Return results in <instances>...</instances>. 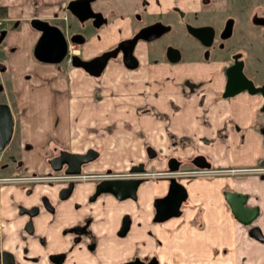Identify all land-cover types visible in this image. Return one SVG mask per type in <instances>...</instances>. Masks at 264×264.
Listing matches in <instances>:
<instances>
[{
	"label": "crops",
	"instance_id": "0c3cea01",
	"mask_svg": "<svg viewBox=\"0 0 264 264\" xmlns=\"http://www.w3.org/2000/svg\"><path fill=\"white\" fill-rule=\"evenodd\" d=\"M70 1L0 0V18L4 29L9 31L0 43V65L5 66V71L10 65L13 67L12 74L10 71L4 74L0 68V86L4 90L11 80L17 82L14 61L21 62L23 67L28 56L34 58L32 51L41 32L31 27V20L41 18L63 30L64 19L74 15L66 9ZM217 70L215 76L206 72V77H216L210 83L202 80L203 73L189 76L188 69L183 67L169 69L164 74L145 67L127 69L126 76L131 82L126 84L119 83V74L109 85L104 83L99 87L92 80V86L100 89V94H110L101 100L90 94L89 76L86 78L81 72H76V77L86 90L83 96L61 100L54 72L49 71L45 72L48 78L36 75L35 89L39 93L33 100L8 102L0 92V101L7 102L13 110V137L18 132L22 141L31 140L37 148L29 153L44 158L37 164L29 163L26 158L22 162L24 169H43L54 149L77 151L90 147L99 153V159L92 162L99 169L109 165L124 170L132 162L143 160L152 170H163L169 156L190 162L198 153L212 162L214 170L264 165V97L259 91L250 93L248 89L224 96L226 73L221 67ZM256 76L255 80H261L264 74ZM190 78L195 86L186 84ZM14 89L23 92L18 85ZM12 140L7 150L0 153L4 158L0 164L6 163V152L12 155L17 148L10 144ZM146 145L157 151L151 162L146 159ZM5 169L0 168L1 175ZM180 181L189 192L181 215L157 223L153 199L166 191L168 182L147 180L138 188L137 199L128 202L134 222L132 234L120 241L121 259L152 254L160 256L159 264H164V260L166 264H264V173L222 171L214 175L184 176ZM27 187L21 183L0 186V248L11 249L23 264H51L47 253L56 251L53 242L68 238L62 229L73 222L66 209L70 202H62L59 212L45 216L52 228L37 227L33 233H27L23 229L26 215L17 214L14 224L11 218L19 204L28 205ZM34 189L37 196L46 193L55 198L44 183ZM227 190L246 193L247 204L259 211L253 222L243 224L231 212L223 195ZM112 198L111 194L100 198V207ZM84 215L85 212H80L78 221ZM105 215L106 211L100 214L106 219ZM35 221L38 225L39 221ZM24 247L29 249L26 253L29 258L24 257Z\"/></svg>",
	"mask_w": 264,
	"mask_h": 264
},
{
	"label": "flooded vegetation",
	"instance_id": "af4514ba",
	"mask_svg": "<svg viewBox=\"0 0 264 264\" xmlns=\"http://www.w3.org/2000/svg\"><path fill=\"white\" fill-rule=\"evenodd\" d=\"M99 1L100 0H95L91 2L92 11L94 13H97V12L102 13V18L106 19V21L102 22L100 26H98V28L102 27L103 25H106L109 20L108 14L114 12V9L110 8L112 6L111 4H110V7L102 5V4H101L102 6L99 7L98 5ZM131 2H132L131 7H133V10H132L133 12H132V19L130 20V23L132 24L133 27H132V32H130L127 36H125L124 39L134 40L135 38L138 37L136 44H134L133 49H134V56L137 62H139V66L141 64V58L143 57L142 52L143 51L144 53L149 52L150 51L149 45L153 43L155 40L157 41L160 40L162 36H164L163 34L172 30V28L175 25H178L181 23L182 29H184L186 34L187 35L189 34L195 39V43L197 44V47H199V50L202 47L210 49L211 47H213L212 45L214 44V42L216 43L218 39H220L221 41H224L226 39L231 38L232 36H234V29L237 26L236 20H233V18L230 16L226 17L221 28L215 27L214 23L207 24V22H202L198 25L191 24V23H187V25H185L184 17L187 14V12H189V10L192 8H190L188 4L185 5L184 0H158L157 4L155 2L152 3L150 0H131ZM203 7L207 8L204 5H200L199 13L203 11ZM247 7L248 9H250L249 6ZM67 8H68V4H67ZM102 18L100 17V19ZM252 19H253V22L256 25H258V29L260 30V32L261 30L264 31V25L261 23H258V21L264 20V17L254 16L252 17ZM95 20L96 19L90 18L88 20H85L84 22H80V21L79 22L82 24H84L85 22H89L90 26H92L95 29H98L95 27L96 26ZM169 20H172V21L170 22ZM3 23H4L3 19L0 18V40H4V36H5V31H3L4 29ZM154 25H156L159 29H162L163 27L167 26L168 29L163 31L159 35V37H155L154 39H151L150 41L144 39L143 37L137 36L139 31H141L142 29H145V28H148L149 26H154ZM204 26L211 28V33L213 34L212 42L209 46L204 45L201 39L195 37V35L191 34V32L189 31L191 27L199 29L200 27H204ZM241 32L244 35V39L241 41L242 48L238 49L239 51L233 50V52L230 53L229 56L232 59V62L230 63V65L232 64L240 65L242 70L247 74L248 79H250L256 85H263L264 77L261 80L260 79L255 80V77H257L256 74H260L259 70L264 72V61L259 64H255L256 70H258V72L255 75L253 73L252 77L248 73V70H246V67L248 68L249 65L252 63L250 59L251 57H253L252 54L257 55L259 54V52L262 53L263 50H259V48L256 45H254V47H251L250 45H248L247 40H249L248 39L249 33L247 32V30L243 28H241ZM77 33L79 34V32ZM74 34L75 33H73V35H71L69 38L66 37V39H68L69 47L71 44L70 42H72L71 38L74 36ZM79 35L82 36L81 34ZM124 39H122L119 43H116L104 49L101 53H99V55L105 51L106 52L112 51V49H114L117 45H120V43L123 42ZM202 39H205L204 35H202ZM258 39L261 40L260 35L258 36ZM257 40L256 42H258ZM85 42L86 41H84V43ZM72 43L77 44V42H72ZM84 43L82 44L79 43V44L83 45ZM69 47L67 48V54L70 53L68 52ZM161 48L163 49V50L161 49L163 52V56L161 57L162 59H167L168 52L172 49H175V50L177 49L180 52L181 55L179 59H181L182 58L181 56L184 55L183 50L178 47L161 46ZM74 55H79V54L74 53ZM74 55H72L71 59L69 60V64L71 66H72V60H73ZM120 56L122 59L123 58L122 51L118 52L117 55L112 58H117ZM90 58H95V57L91 56L89 58H86L85 61H87ZM112 58L109 59L108 62L112 60ZM202 58H204V52L203 54H201V56L199 55V59H202ZM67 59H68V55L65 56V58L62 61H66ZM108 65L109 63L106 65L105 68H107ZM255 67L252 66V68H255ZM78 68H81V67H78ZM138 68L132 69V70H137ZM81 70L83 69L81 68ZM208 70L205 69V71H208ZM83 71L86 72L85 70ZM195 71L201 72L200 70H196V69ZM207 73L204 72L202 74L201 76L202 80H206V82L209 81L210 83L212 81L214 82V79L216 77L215 78H213V76L212 77L210 76V78L206 77L209 74ZM225 76H226V79L224 81V84H225L224 91H226V88H227L226 87L227 85L226 80L228 79L227 71H226ZM186 82L188 86L190 85L195 86L196 84V83H193V81L191 80L190 81L187 80ZM200 83H203V82H200ZM224 91H223V95L226 97H229L230 95L229 96L225 95ZM14 124H15V118H14ZM13 136H14V131H13ZM8 145L3 150H1L0 153L2 151H6L7 150L6 148L8 147ZM146 147H152V146L146 145ZM146 147H145V151H146ZM146 152L148 155V151ZM6 153L7 155H4V157L7 158L8 161L5 160L6 163L0 164V168L1 167L6 168L5 171L2 173V175L0 174V186L5 183H8V184L21 183L23 185L28 186L26 188L25 194L27 196L26 200L27 202L29 201V203L27 206L19 204L16 207L17 209L15 213L12 212L13 214H11V218H12L13 224L16 222V217L18 214L21 216L23 215L27 216V219L24 222V226H23L24 231H26L27 233H33L37 229V227L39 228L50 227L48 222L45 219V216L47 214H54V212L55 213L59 212L61 207L63 208L62 202H67V201L70 202L68 203L67 205L68 208L66 209H67V212L70 214V216H72L71 218H73L72 219L73 222L68 224V226L65 227L64 229H62V232L66 234L68 238L67 239L61 238L59 239V241L53 242L54 243L53 245L55 246V248L57 247L56 251L47 253V258H49V261L51 264H137L136 261L138 259L139 261H142L144 264H147L148 262L153 263V258H156L155 261L157 262V264H159L160 256L152 255V254H147L143 258L139 257L138 255V256H133V258H130L128 260L121 259L120 248H121L122 243L120 241L121 239H124V237L126 238L128 235L132 234V230H133L132 226L134 222V216L128 211L130 207V204L128 202H130L131 200L137 199V197L139 196L138 188L147 180L162 179L168 182L165 188L166 191L161 195H156V197H159V196L163 197L169 191L168 189L169 182H170L169 175H171L172 173H174L176 177H180L177 175H183V176L189 177V176H194V175L206 176L210 174H213V175L216 174L215 172L212 171L214 170L212 169L213 168L212 162H211L210 167L201 168L198 165H196L194 162L190 161L192 163V167L187 168L186 166H184L182 159H177L178 162L180 163L179 169L176 171L174 170L170 171L168 170L169 169L168 160H169V157L171 156L167 157L166 168H164L163 170L161 169L152 170L151 167H149L148 164L143 160L136 162V163L132 162L131 164H129V167L124 170L122 168H119V167L114 168L109 165H107L104 168L99 169L95 165L92 164V162L99 159V153L93 147L86 148L85 150H77V151H72L69 148L54 149L51 154L52 156L48 159V161H46L47 163L46 166L44 165L43 169H40V170L33 169V168L24 169L25 167L22 164L14 163L15 159H17L16 154L14 155L12 154V156H10L8 152ZM78 153L81 155L74 156V154H78ZM199 155H203V154H199ZM205 158L207 159V161H209L207 157ZM2 159L4 160L3 157H0V161ZM148 159H150L149 155H148ZM8 162H10L11 165H9ZM133 166L137 168L143 166V169L142 171L132 170ZM232 168H234L232 171L227 169L225 172L227 173L237 172V173H243V174H245V172L251 173V174L264 173L263 164H259L256 167H244L245 169L238 168V167H232ZM241 169H244V170H241ZM200 170H203L204 172L202 171L201 173L199 172ZM222 171H219V172H222ZM122 178L123 179H130V178L142 179V182L138 184V186L135 189L136 195L134 197L130 196L126 198L124 197L121 198L117 196L116 194H114L109 189L102 191V192L97 191L100 186H104L107 184L115 185L116 180L122 179ZM178 180L180 181V179ZM40 183H44L47 185L48 191L51 190L52 196L53 197L55 196L54 200L52 197H50L46 193H42L40 196H37L36 194H34V190H35L34 187H36ZM233 191L238 192L239 194H243L245 198L247 197L246 193L239 192L236 190H233ZM233 191L227 190L225 191V193L233 192ZM106 194H111V196L113 197L112 198L113 200L112 201L110 199L105 200L104 204H107V205L100 207L101 204H99V200L103 196L105 197ZM188 195H189V192H188ZM188 195L186 199L188 198ZM156 197L153 199L154 207H155L154 200L156 199ZM224 198H225V195H224ZM185 200L182 203V206L186 202ZM246 204H247V198H246ZM105 208L107 210H105ZM122 208L126 210H122ZM155 209H154V214H155ZM103 211H106V215H105L106 219L100 216V214H102ZM257 211H258V208H257ZM80 212L82 213L85 212V215L82 216L83 218L82 221H78ZM258 214H259V211L257 213V216ZM254 219L251 220L250 222H253ZM35 220L39 221L38 225ZM154 220H155V215H154ZM161 221L163 220H157V221L155 220L156 223L161 222ZM50 228H52V226ZM5 250L11 251V249L9 248H5V247L0 248V252L5 251ZM24 250H25L24 257L29 258V256L26 255L29 249L27 247H24ZM11 253L13 254L14 259L17 262V264H23V262L20 259L16 258L13 251H11Z\"/></svg>",
	"mask_w": 264,
	"mask_h": 264
},
{
	"label": "rangeland",
	"instance_id": "374dc122",
	"mask_svg": "<svg viewBox=\"0 0 264 264\" xmlns=\"http://www.w3.org/2000/svg\"><path fill=\"white\" fill-rule=\"evenodd\" d=\"M150 1L157 4L158 0ZM184 3L185 5L188 4L189 7L192 8L184 17L185 25H187V23L198 25L202 22H207V24L214 23L215 27L221 28L226 17L230 16L237 22V26L234 29V36L224 41L218 39V41H216V43L214 42V44L212 45L213 47H211L210 49L202 47L199 50V47H197V44L195 43V39L189 34H186L184 29H182V25L180 23L178 25H175L172 30L163 34L164 36H162L160 40H155L153 43H151L149 45V52L144 53V51H141L143 57L141 58V64L138 67H145L149 71L152 70L157 74H164L167 73L169 69L171 70L176 69L177 67H183V69H188L189 74L187 75L189 76L191 74L200 73L194 71V69L200 70L201 74L211 71L208 73H214L215 76L217 74L218 67L223 68V70L225 71L228 65H230V63L232 62V59L229 56L230 53L233 52V50L239 51L238 49L242 48L241 41L244 39V35L241 32V28H243L249 33V40H247L248 45H250L251 47H254V45H256L259 50H263L262 53L259 52V54L257 55L252 54L253 57L250 58L252 63L248 68L246 67V70H248V73L251 77L253 76V73L255 75L258 72V70H256L255 64H259L264 61V31L261 30L260 32V30L258 29V25L253 22L252 17H264V0H184ZM101 4L108 7H110L111 4L112 6L110 8L114 9V12L108 14V23L98 29L90 26L89 22H85L84 24L80 23L75 15L70 16L68 20L66 18L64 19L63 22L65 23V30L63 29V31L65 32V36L69 38L71 35H73V33L76 34L77 32H79V34H81L86 41L83 45L70 42L71 44L68 51L71 53V55H74V53L79 54L83 60L91 56L96 57L104 49L116 43H119L122 39H124L125 36L132 32L133 26L130 23V20L132 19L133 7H131V0H100L98 2L99 7L102 6ZM200 5H204L207 8L203 7V11L199 13ZM247 6H249L250 9H248ZM169 21L171 22L172 20ZM3 31H5V38L6 36H8L9 31L8 29H3ZM259 35L261 40L258 39ZM256 40L258 42H256ZM2 41L3 40H0V43ZM161 46H172L182 49L184 55L181 56V59H179V63L174 65L167 61V59H162L161 57L163 56V49L161 48ZM15 47L16 46H12V49H14ZM17 48L18 47H16V49ZM203 52L204 58L199 59V55L201 56ZM35 60L36 58L34 59L32 58V56H28L23 67L22 65L20 66L21 62L18 63V61H14V69L18 75H15L17 82L11 80L10 86H8V88L5 90L2 86H0V92L4 94L5 101L11 102L12 100L16 99L27 101L28 99L33 100L34 98H36L39 92L36 91L38 90V88L35 89L37 85V82H35V77L37 74H41L39 75L41 78H48L49 75L47 73L49 71L54 72L53 75H55V79L57 80V85L59 87V89L57 88L56 90L61 93V100H75L78 98L80 99L83 96V93H85L86 90H83L81 86L82 81L80 79H77L78 77H76V72L77 74L81 72L84 76H86V78L89 76L88 78L90 80L88 83V88L89 90H91L90 94H92L93 96L95 94L94 99L96 100L107 98L110 94H100V91H98L100 89L97 88L96 90L92 86V80H94V84H97V86L100 87L104 83H106L107 85L113 83V80L116 79L118 77L117 75L119 74L121 76L119 81L120 84L131 82L128 76H126L127 69L131 68H127L122 63L121 56L112 58V60L108 62V67L105 68V70H103L98 76H93L88 72H84L83 70H81V68L73 65L71 66L68 60L62 61L61 64L58 65H43L41 62H36ZM146 60L149 61L150 66H148L149 64H146ZM143 61L145 62V64L143 63ZM167 62H169V64H167ZM252 66H254L255 68H252ZM3 67L4 70L2 71H4V74L8 71H10V74H12L11 70L13 67H11V65L9 66L7 71H5V66ZM205 69L209 70L205 71ZM140 72H143V70H140ZM259 73L260 75L264 74V72H262L261 70H259ZM70 74H72V77L70 76ZM25 79L30 80L27 81ZM190 80L191 78L189 79V81ZM1 83L2 80H0V85ZM13 83L14 85L16 84V86L18 85V88H22L23 92L18 93L17 91H15L14 87L16 86H13ZM193 83L195 82L193 81ZM65 88L67 92L64 90ZM47 89L48 88H46V90ZM53 89H55V87ZM98 95L100 96L96 97ZM126 126L128 127V125ZM21 139L22 138L19 136L18 132H16L15 137H13V140L10 143L12 147H17L13 153V155L16 154L17 156V159H15L14 163L22 164V162H24L23 160L27 158V160L30 161L29 163L33 162L34 164H37L39 163V161H42L44 159L43 157H40L35 153L33 155L32 151L31 153H29L31 149L33 150L34 148H37V146H35V143H32V141L29 139H26L24 141H22ZM64 143L66 142H62V144ZM52 144L56 145L55 142H52ZM56 147L60 148L58 144L56 145ZM20 154H22L21 157H19ZM9 155L12 156L11 154ZM147 158L148 155L146 156V159ZM150 159L155 160V157ZM150 159H147V161L151 162L152 160L150 161ZM182 161L184 163V166H186L187 168L192 167L191 162H186V160L183 159ZM9 165L11 164L9 163ZM177 176H180L177 177V179H181L182 177H184L183 175ZM164 264H166L165 260Z\"/></svg>",
	"mask_w": 264,
	"mask_h": 264
},
{
	"label": "water",
	"instance_id": "95a60500",
	"mask_svg": "<svg viewBox=\"0 0 264 264\" xmlns=\"http://www.w3.org/2000/svg\"><path fill=\"white\" fill-rule=\"evenodd\" d=\"M95 0H71L68 3L67 10L74 14L80 22H84L90 18L96 19V28L100 26L102 22H105L106 19L102 18V13L97 12L94 13L91 9V2ZM100 17L102 19H100ZM264 25V20L258 21ZM32 28L37 29L41 32V34L37 38V42L35 47L33 48V55L37 61L42 62L43 64H55L58 65L62 62L67 54V48L69 47L68 39H66L65 32L61 29V27H57L48 21L41 20V18H34L30 23ZM168 27H163L159 29L156 25L149 26L148 28L142 29L139 31V37H143L144 39L150 41L155 37H159V35L167 30ZM191 34H194L195 37L202 40L204 45L209 46L212 42L213 34L211 33V28L204 26L196 29L191 27L189 29ZM202 35L205 36V39H202ZM138 38V37H137ZM137 38L134 40L124 39L120 45H117L112 51L103 52L99 56L95 58H90L87 61L82 60L79 55H74L72 60V65L76 67H81L86 72L92 74L93 76L100 75V72L105 69L108 64V60L112 57H115L118 52L122 51L123 58L122 63L127 68H138L139 62H137L134 56V44H136ZM208 38V39H207ZM72 42L84 43L85 39L79 34L74 35L71 38ZM180 52L176 49H172L168 52L167 59L171 63H176L179 61ZM1 69H4L3 66L0 65ZM228 79L226 80V91L224 94L229 96L232 94H237L241 92V90L248 89V92L254 93L259 91L261 95L264 97V84L256 85L250 79H248L247 74L242 70L241 66L238 64L229 65L227 68ZM264 83V82H263ZM264 108V103H263ZM13 124L14 118L12 114L11 107L5 103V101H0V151L3 150L9 143L10 139L13 136ZM146 151H148V155L150 158H154L157 155V151L152 147H146ZM81 154H74V156H78ZM82 160V159H80ZM79 161V160H78ZM191 162H194L201 168H206L211 166V162L207 161L204 155H196L192 158ZM170 171H176L180 167V163L178 160L171 156L168 160ZM142 167H132V170L142 171ZM78 171V170H76ZM170 176V182L168 186V193L165 196L156 197L155 202V220H163L166 221L173 216H180L181 214V206L184 200L188 195V190L185 185L180 182L176 176L173 174ZM142 182L140 178H130V179H117L115 185H104L98 188V192L105 191L109 189L114 194L121 198L126 197H134L136 194V187L138 184ZM225 198L229 202L231 212H234L237 219L243 223L247 224L257 216V208L252 207L246 204V198L243 194H239L238 192H227L224 193ZM1 260H3V264H17L14 259L13 254L9 250H5L0 252ZM156 258H153V263L148 262L147 264H157L155 261ZM137 264H144L139 259L136 261Z\"/></svg>",
	"mask_w": 264,
	"mask_h": 264
},
{
	"label": "built area",
	"instance_id": "2783aa9c",
	"mask_svg": "<svg viewBox=\"0 0 264 264\" xmlns=\"http://www.w3.org/2000/svg\"><path fill=\"white\" fill-rule=\"evenodd\" d=\"M71 57H72V55H71V53H69V55H68V62H69V60L71 59ZM234 168H232V169H229L230 171H232ZM245 169V168H244ZM244 169H241V170H244ZM222 170H224V171H226L225 169H219V170H212L213 172H215V173H217V172H219V171H222ZM228 170V171H229ZM202 171L203 170H200L199 172H201L202 173ZM204 172V171H203ZM0 264H3V261L1 260V258H0Z\"/></svg>",
	"mask_w": 264,
	"mask_h": 264
}]
</instances>
